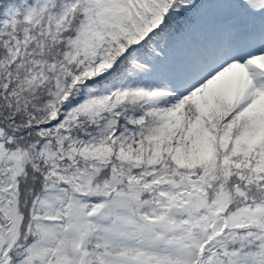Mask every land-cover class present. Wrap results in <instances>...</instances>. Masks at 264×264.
Here are the masks:
<instances>
[{"label":"snow or ice","instance_id":"obj_1","mask_svg":"<svg viewBox=\"0 0 264 264\" xmlns=\"http://www.w3.org/2000/svg\"><path fill=\"white\" fill-rule=\"evenodd\" d=\"M0 264H264V0H0Z\"/></svg>","mask_w":264,"mask_h":264},{"label":"trees","instance_id":"obj_2","mask_svg":"<svg viewBox=\"0 0 264 264\" xmlns=\"http://www.w3.org/2000/svg\"><path fill=\"white\" fill-rule=\"evenodd\" d=\"M188 44L187 42L183 43V44H179L177 45V51H176V55L179 56V55H183L184 54V51L186 50Z\"/></svg>","mask_w":264,"mask_h":264}]
</instances>
